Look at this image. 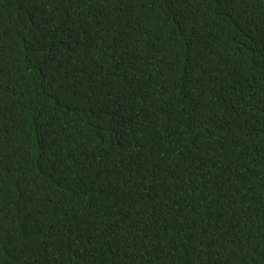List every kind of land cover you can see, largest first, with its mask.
I'll list each match as a JSON object with an SVG mask.
<instances>
[{
  "label": "trees",
  "instance_id": "1",
  "mask_svg": "<svg viewBox=\"0 0 264 264\" xmlns=\"http://www.w3.org/2000/svg\"><path fill=\"white\" fill-rule=\"evenodd\" d=\"M0 264H264V0H0Z\"/></svg>",
  "mask_w": 264,
  "mask_h": 264
}]
</instances>
